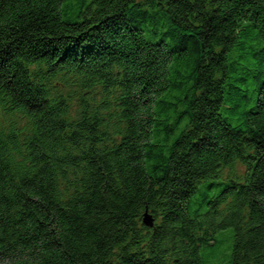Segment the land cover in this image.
<instances>
[{"label": "trees", "instance_id": "obj_1", "mask_svg": "<svg viewBox=\"0 0 264 264\" xmlns=\"http://www.w3.org/2000/svg\"><path fill=\"white\" fill-rule=\"evenodd\" d=\"M230 228L264 264V0H0V264H202Z\"/></svg>", "mask_w": 264, "mask_h": 264}, {"label": "rangeland", "instance_id": "obj_2", "mask_svg": "<svg viewBox=\"0 0 264 264\" xmlns=\"http://www.w3.org/2000/svg\"><path fill=\"white\" fill-rule=\"evenodd\" d=\"M240 168V167H239ZM243 170V169H242ZM218 186L208 188L209 193L217 192ZM205 186H200L196 192L195 199H200L206 192ZM233 230L226 229L215 235L214 246H203L200 249L202 264H227L230 261L231 246L233 241Z\"/></svg>", "mask_w": 264, "mask_h": 264}, {"label": "water", "instance_id": "obj_3", "mask_svg": "<svg viewBox=\"0 0 264 264\" xmlns=\"http://www.w3.org/2000/svg\"><path fill=\"white\" fill-rule=\"evenodd\" d=\"M142 222L147 227H152L154 224V219L151 216V214L148 213L147 210H145L143 215H142Z\"/></svg>", "mask_w": 264, "mask_h": 264}]
</instances>
